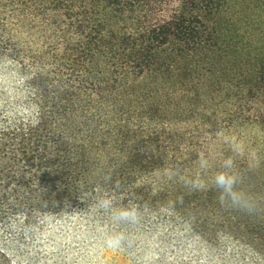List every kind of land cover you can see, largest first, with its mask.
Masks as SVG:
<instances>
[{"label": "trees", "instance_id": "1", "mask_svg": "<svg viewBox=\"0 0 264 264\" xmlns=\"http://www.w3.org/2000/svg\"><path fill=\"white\" fill-rule=\"evenodd\" d=\"M68 235L105 264H264V0H0V264Z\"/></svg>", "mask_w": 264, "mask_h": 264}, {"label": "rangeland", "instance_id": "2", "mask_svg": "<svg viewBox=\"0 0 264 264\" xmlns=\"http://www.w3.org/2000/svg\"><path fill=\"white\" fill-rule=\"evenodd\" d=\"M141 7L147 13L158 9V5L153 3ZM208 18L211 25L220 33L221 38L229 42L228 39L232 33L227 15L219 10L209 14ZM234 57L233 68L235 67L237 73H243L248 68V63L239 56ZM14 256L32 264H105L106 262L100 252L91 248L86 237L77 235L61 236L27 251H16Z\"/></svg>", "mask_w": 264, "mask_h": 264}, {"label": "clouds", "instance_id": "3", "mask_svg": "<svg viewBox=\"0 0 264 264\" xmlns=\"http://www.w3.org/2000/svg\"><path fill=\"white\" fill-rule=\"evenodd\" d=\"M206 161H201V167L206 166ZM226 165H231L232 160L229 158L225 161ZM215 185L220 187L223 192L221 196L222 203L225 199L231 201L234 205H247V197L243 192L234 190L237 184V177L234 174H230L227 171H222L218 173L214 178ZM197 187H203V184H197ZM98 205L101 208L112 210L113 200L112 198H105L98 201ZM112 217L115 221L127 224H136L140 218V211L137 206L127 205L123 207L116 208L112 211ZM124 240L123 233H117L115 235L108 236L104 241V245L109 249H117L121 246Z\"/></svg>", "mask_w": 264, "mask_h": 264}]
</instances>
